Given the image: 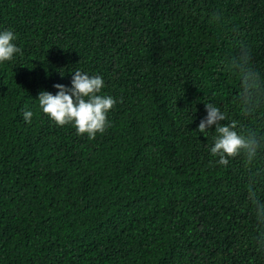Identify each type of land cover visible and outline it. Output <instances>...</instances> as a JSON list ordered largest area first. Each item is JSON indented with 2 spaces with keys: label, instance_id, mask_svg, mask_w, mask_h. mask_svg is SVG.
<instances>
[{
  "label": "trees",
  "instance_id": "16d2710c",
  "mask_svg": "<svg viewBox=\"0 0 264 264\" xmlns=\"http://www.w3.org/2000/svg\"><path fill=\"white\" fill-rule=\"evenodd\" d=\"M5 29L22 54L0 64V264H264V148L224 167L198 131L212 102L264 135L227 63L242 41L264 80V0H0ZM75 70L117 101L95 139L39 107Z\"/></svg>",
  "mask_w": 264,
  "mask_h": 264
},
{
  "label": "clouds",
  "instance_id": "9594fccd",
  "mask_svg": "<svg viewBox=\"0 0 264 264\" xmlns=\"http://www.w3.org/2000/svg\"><path fill=\"white\" fill-rule=\"evenodd\" d=\"M213 20L219 21L220 14L214 13ZM17 36L14 31L5 29L0 32V64L11 61L22 49L14 42ZM231 71L240 79V91L236 98L242 114L245 117L253 115L261 106H264V80L251 66L250 50L240 42V54L227 62ZM71 87L55 84L59 91L53 95L42 91L38 96L39 107L58 127L72 125L76 134L86 135L88 139H95L97 134H103L110 127L108 113L115 107L117 101L110 95L102 94L104 79L100 75H90L75 70L71 80ZM207 115L200 120L198 131L205 137L209 129L215 125L213 137L214 146L210 152L218 157L216 163L227 167L230 159L243 155L247 164L257 157L264 148V135L255 130H238V122L228 120L226 111H221L214 103H205ZM33 112L23 111V118L31 123ZM223 122V123H222ZM248 199L255 209L256 220L260 231L258 241L264 243V202L259 199L256 190L250 186Z\"/></svg>",
  "mask_w": 264,
  "mask_h": 264
}]
</instances>
